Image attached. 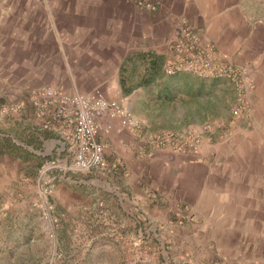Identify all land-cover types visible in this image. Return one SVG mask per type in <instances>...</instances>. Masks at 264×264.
Here are the masks:
<instances>
[{"label":"crops","instance_id":"1","mask_svg":"<svg viewBox=\"0 0 264 264\" xmlns=\"http://www.w3.org/2000/svg\"><path fill=\"white\" fill-rule=\"evenodd\" d=\"M154 1L156 10L143 12L127 0H0V67L17 71L11 81L0 78L6 98L2 104L50 80L105 82L114 89L113 96L130 99L127 109L142 123L138 134L117 129L100 134L107 167L86 180L95 192L93 187L83 192L75 187V193L92 205L100 198L106 209L113 196L118 211L134 222L140 223L142 213L150 216V228L179 209L208 210L216 203L214 195H251L252 188H264V0ZM182 16L224 57L249 67L251 113L237 121L231 138L223 137L222 128L205 133L208 139L197 156L160 149L148 159L140 144L149 134L230 119L235 91L228 80L163 72L170 54L167 41L177 36L176 22ZM65 68L72 69L66 73ZM1 85L10 88L3 91ZM95 90L106 97L98 87L81 91ZM148 97L162 106L157 103L153 110L150 103L143 109ZM22 112L1 116L0 123L6 124L8 145L20 150L9 154L11 161L21 163L28 170L24 176L33 180V170L57 135L42 129L31 109ZM255 162L260 170L253 171ZM258 177L263 181H256ZM110 179H116L112 194Z\"/></svg>","mask_w":264,"mask_h":264},{"label":"rangeland","instance_id":"2","mask_svg":"<svg viewBox=\"0 0 264 264\" xmlns=\"http://www.w3.org/2000/svg\"><path fill=\"white\" fill-rule=\"evenodd\" d=\"M223 59L235 63L226 57ZM65 69L68 73L72 68ZM14 70L12 67H0V78L11 81L17 72ZM216 78L227 80L223 77ZM4 85L9 86L6 83ZM4 85H1L3 91L10 88H5ZM42 85H50L67 92H82L98 87L105 89L106 97L119 101L126 108L125 102L130 100L113 96L114 89L105 82L95 85L87 80L81 83H52L50 80ZM13 88L12 86L11 89ZM31 89L34 88L30 87ZM252 89L253 81L251 91ZM30 90L28 89L22 98L12 101L9 99L10 102L5 104L2 102L6 101V98L0 93V122L3 118L20 115L21 112L13 113L10 109L18 102L25 105L22 111L30 110L27 102ZM145 101L147 102L141 104L143 109H149L151 103L152 109L157 110L158 101L155 98L148 97ZM160 106L162 105L159 102L158 107ZM3 108L9 111L2 113ZM0 124V264H264V188H252L251 195H214L216 203L209 206L208 210L179 209L168 213L167 219L158 222L160 225L157 227L150 228V216L142 213L140 223L134 222L127 214L118 211L113 196L109 197L107 209L100 198L92 205L89 198L79 199V196H76L75 187L82 192L86 187H93L95 192V186L86 180L90 178V173L103 170H55L51 175L55 179L56 189L48 200V211L58 218V223L52 225L48 220L42 219L43 209L38 206L41 200L36 192L35 179L38 169L45 161L69 160L63 150L62 140L56 136L54 142L48 143L43 161L37 166V170H33V180L27 179L24 175L28 170L24 169L21 163L11 161L9 155L14 152L18 154L20 150L8 145L9 137L4 135L6 124ZM113 128L117 129L115 124ZM20 133L17 130L14 134ZM131 134H138V131ZM223 137L226 138L224 132ZM204 139H208V136H202L199 151ZM140 145L143 147L142 142ZM160 149L178 154L164 147L154 149L151 156H147L145 151V156L150 159ZM199 151L194 156H197ZM6 154L9 156H5ZM252 167L253 171L262 168L256 162ZM114 180L116 179L109 180V194L113 193L111 184L116 183ZM256 181L260 183L263 180L258 177ZM95 184L104 185L101 180H96ZM98 189L100 192L101 188ZM76 208L78 210H75ZM153 232L156 236L152 235Z\"/></svg>","mask_w":264,"mask_h":264},{"label":"built area","instance_id":"3","mask_svg":"<svg viewBox=\"0 0 264 264\" xmlns=\"http://www.w3.org/2000/svg\"><path fill=\"white\" fill-rule=\"evenodd\" d=\"M135 9L153 12L157 8L154 0H127ZM177 36L167 41L170 54L163 72L172 75L180 71L189 72L199 77L226 78L235 90V98L230 107V119L227 122H206L194 129L181 132L163 131L152 133L142 140L146 155L159 148H169L178 154L196 155L199 143L205 133L214 128H222L226 138L233 136L236 123L246 117L250 111L249 94L252 80L246 66L224 61L223 55L197 30L180 17L176 22ZM33 117L44 130L51 131L62 140L63 150L69 160L58 159L45 161L36 176L35 187L43 209L42 219L56 225L58 218L48 211V200L56 189L51 173L55 170L65 172H87L107 167L105 143L100 140L101 132L108 134L114 129L136 133L142 127L141 121L122 103L104 97L98 90L89 93L67 92L50 85L31 89L27 96ZM23 103H16L10 109L20 113ZM9 110L3 108L2 113Z\"/></svg>","mask_w":264,"mask_h":264}]
</instances>
